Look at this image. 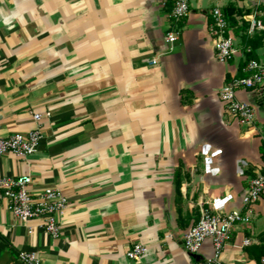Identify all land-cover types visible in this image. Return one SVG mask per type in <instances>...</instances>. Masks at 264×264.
Masks as SVG:
<instances>
[{"label":"crops","instance_id":"crops-1","mask_svg":"<svg viewBox=\"0 0 264 264\" xmlns=\"http://www.w3.org/2000/svg\"><path fill=\"white\" fill-rule=\"evenodd\" d=\"M227 7L239 53L220 64L211 12ZM172 8L173 0H0V135L42 134L33 156H0V177L29 176L33 197L57 189L69 199L56 240L0 200V264H22L23 253L42 264L205 262L211 241L196 255L183 245L203 210L251 217L232 230L220 264H264V194L242 205L264 173V87L237 94L255 109L251 128L219 97L242 77L245 29L264 0H190L178 25ZM251 50L264 65V47ZM136 244L147 248L142 262L126 257Z\"/></svg>","mask_w":264,"mask_h":264},{"label":"built area","instance_id":"built-area-1","mask_svg":"<svg viewBox=\"0 0 264 264\" xmlns=\"http://www.w3.org/2000/svg\"><path fill=\"white\" fill-rule=\"evenodd\" d=\"M259 2L261 0H258ZM190 12V0H173V8L169 15L174 25L181 23ZM211 35L214 39L216 60L220 64L231 62L239 53L234 36L231 33L228 18L222 10L214 9L211 12ZM246 34L248 37L257 32H264V24L253 16L248 21ZM178 32L174 29L166 35V43L173 45L177 41ZM249 53L250 50L246 49ZM157 60H151L149 65H157ZM242 77L234 78L220 91L221 103L227 113L240 125L251 128L255 123V109L250 104L238 99L241 90H259L264 87V65L258 61H245L241 69ZM40 115H34V120L39 122ZM42 134L40 129H35L26 134H15L10 137L0 135V156L13 155L19 159L33 156L40 145ZM264 148V135L261 137ZM32 179L29 176L18 178L0 177V200L6 203L7 210L13 214L23 225L30 221H39L40 229L52 239H59L61 224L59 217L69 206V199L57 189H47L38 197H33L30 192ZM264 194V173L258 174L248 183V188L242 198L243 208L256 205ZM251 217L243 211L224 214L213 213L208 210L201 212V217L196 225L191 227L184 235L183 245L190 255L199 254L206 243L211 241L213 256L205 262L196 264H220L221 256L229 245L232 230L238 225H249ZM250 245L245 240L241 247ZM147 254V248L141 244L134 245L126 254L130 261L142 262ZM22 264H42L34 253H23L20 256Z\"/></svg>","mask_w":264,"mask_h":264},{"label":"trees","instance_id":"trees-1","mask_svg":"<svg viewBox=\"0 0 264 264\" xmlns=\"http://www.w3.org/2000/svg\"><path fill=\"white\" fill-rule=\"evenodd\" d=\"M263 11V15L261 17H257L258 20H260L263 24H264V8H262ZM223 13L225 14V16L228 18L229 22L232 20L233 16L236 14V10L233 7H227L223 10ZM247 29H245L246 31ZM245 41V47L246 49H249L250 52L247 53V58L246 61H251V60H255L254 56L251 54V48L252 49H256L258 47H264V33H260L255 35L252 38H248L246 37L244 39ZM176 186H179V183L176 182Z\"/></svg>","mask_w":264,"mask_h":264}]
</instances>
